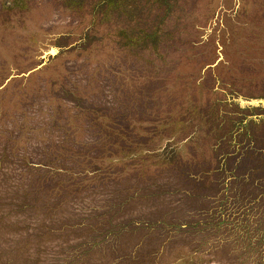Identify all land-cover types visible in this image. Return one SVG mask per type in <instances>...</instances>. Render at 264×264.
<instances>
[{"label":"rangeland","instance_id":"374dc122","mask_svg":"<svg viewBox=\"0 0 264 264\" xmlns=\"http://www.w3.org/2000/svg\"><path fill=\"white\" fill-rule=\"evenodd\" d=\"M0 264H264V0H0Z\"/></svg>","mask_w":264,"mask_h":264}]
</instances>
